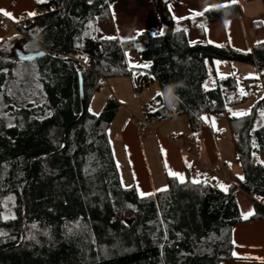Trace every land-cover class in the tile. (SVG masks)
I'll return each mask as SVG.
<instances>
[{
  "label": "trees",
  "instance_id": "trees-1",
  "mask_svg": "<svg viewBox=\"0 0 264 264\" xmlns=\"http://www.w3.org/2000/svg\"><path fill=\"white\" fill-rule=\"evenodd\" d=\"M31 1L37 15L0 43V233H4L0 264L231 260L232 228L264 219L260 204L264 165L258 159L264 154V123L255 127L264 99L250 115L228 118L243 180L237 178L225 192L203 180L191 183L186 170L184 183L167 178L165 191L141 198L132 184L122 183L107 134L119 104L109 98L93 115L88 97L113 78L131 77L137 87L139 80L132 77L125 60L126 50L133 49L161 92L170 83L184 85L176 89L181 99L174 117L160 95L149 119L182 116L195 134L206 124L201 117L208 121L226 113L228 94L235 91L232 78L215 75L212 87L205 90L213 61L253 64L264 92V43L253 45L250 53L205 42L191 44L184 30L174 29L168 0H148L163 25V35L142 31L128 42L97 39L96 18L108 14L119 0ZM243 1H260L264 11V0ZM240 15L239 6L232 4L200 16L206 25ZM260 26L254 23L255 29ZM35 30H42L45 55L19 61L16 52L35 53L26 47ZM197 31L202 35L200 28ZM20 41L25 44L18 50ZM80 63L85 66L82 70ZM237 192L252 199L254 214L247 221L240 216Z\"/></svg>",
  "mask_w": 264,
  "mask_h": 264
},
{
  "label": "crops",
  "instance_id": "crops-1",
  "mask_svg": "<svg viewBox=\"0 0 264 264\" xmlns=\"http://www.w3.org/2000/svg\"><path fill=\"white\" fill-rule=\"evenodd\" d=\"M168 1L169 8L177 5L178 8L183 7L188 10L183 19L177 18L174 22L176 31L192 30L198 26L199 20L201 22L200 25H202L201 16L194 14L203 13L206 8L209 10L217 9L232 4L239 6L241 15L226 20L228 22L227 27L225 25L226 21L206 24L204 25L206 30L199 25V28L202 30V41L212 46H228L234 50L250 53L253 45H255L253 35L264 29V24H261L259 29L254 28L255 22L264 21V11L260 1L244 2L243 0H236L235 3H233V0ZM190 8L195 9V12L190 11ZM0 9L12 13V16L15 18H9L0 12V17L8 23L24 22L35 17H29L27 13H38L35 4L31 0H0ZM111 18V14H104L96 18L95 34L97 39L115 37L118 40L120 33L116 26L113 28ZM187 22L190 23L188 24ZM190 24H192V27H190ZM251 24L253 25L252 29ZM1 29L3 31L0 33L2 37L0 40L3 42L6 38V28L0 26ZM260 35L262 37L264 34ZM209 41L212 43H209ZM116 98L119 110L111 125L115 123L117 118L121 122L120 129H117L118 131L116 132L120 138L118 150L123 158L121 165L122 168L126 169H124V179L121 176L120 178L124 185L132 184L134 186L138 197H141L139 194L141 191L152 193V195L146 196H154L156 193L162 192L159 190L166 189L167 178H175L180 182L178 177L169 174L170 171L182 174L186 180V162L187 164H191L194 169L193 173L189 174L191 178L213 181L216 188L220 190V184L230 186L241 176L237 155H235L232 162L224 154L221 145L218 143L220 140H217L218 142L213 141L204 130L199 134L202 128L195 134L191 133L189 126L188 129L186 127L188 122L185 120V117L181 116L163 120L152 118L149 120L148 125L139 127L136 124L138 116L134 110L135 108H131L123 101H120L118 97ZM122 111L123 114L119 116ZM260 126H262L260 122L258 126L255 124L256 128ZM144 127H147L148 130L143 133L142 129ZM143 134H145L146 138L142 137ZM176 134H180L183 137L179 136L177 138L178 135ZM189 135L193 138L196 136L193 142L187 141V138L190 137ZM217 138L220 137L216 136L215 139ZM161 149L164 150V153H162ZM258 159L260 163L264 161V154L259 155ZM261 164L264 165V163ZM236 201L241 218L244 221L249 220L253 214L248 216L247 219L244 218V215L254 212L252 199L243 192H237ZM231 243L232 259L223 261L220 264H264V219L247 221L233 227L231 230Z\"/></svg>",
  "mask_w": 264,
  "mask_h": 264
},
{
  "label": "rangeland",
  "instance_id": "rangeland-1",
  "mask_svg": "<svg viewBox=\"0 0 264 264\" xmlns=\"http://www.w3.org/2000/svg\"><path fill=\"white\" fill-rule=\"evenodd\" d=\"M189 10L195 12V9L193 8H190ZM170 11L173 22H175L177 18L183 19L185 17V13L187 14L188 12L186 8H178L177 5H173L172 7H170ZM108 14H111L112 16L111 20L113 28H115L116 26L117 30L120 33L118 40L121 42H128L132 39H135L138 33L142 31H148L151 34L157 33V35L155 36H158L159 33L163 32V25L148 0H119L110 6V11ZM187 23L189 24L190 22ZM200 23L201 22L199 20L197 23L198 26L194 27V29L192 30H184L187 33L189 42L191 44L203 42L201 39V33H198L197 31ZM252 26L253 25L251 24V29L253 28ZM190 27H192V24H190ZM2 31L3 29L0 30V33ZM6 32L7 30H5V35ZM257 34L253 35L254 43L258 44V41L264 42V35L260 37V34H264V29L257 32ZM5 37L7 38V36ZM1 38L2 37L0 36V39ZM0 42H2V40H0ZM24 44L25 41H20L17 44L18 50H20ZM125 60L128 66L132 69V77L135 80H139L137 87H133L131 77L113 78L107 80L106 83H104V85L101 87V89L88 97L89 113L98 115L106 100L112 98L117 102L116 97H118L120 101H123L131 108H135L134 110L135 112H137V116L139 115V107L149 106L151 103H156L158 105V97H160L158 93L161 92V90L158 83L154 79H149V76L146 74L144 69H146L147 67H144V65L147 64L141 60L138 53L133 49L126 50ZM132 65H136L137 67H132ZM209 75L210 79L205 84V86H207V89L212 87L213 76L215 75L218 79L221 80L232 78L235 82V91L228 94L229 105L226 109V113L221 116L214 117L215 127H213L211 123L213 119L212 118L206 122L205 126L202 127V129L199 131V134H201V131L204 130L207 134H209L213 141L220 140L219 142H217L221 145L224 154L227 155L233 162L236 153L229 129L228 118H243L250 115L252 109L264 99V92L261 87L260 77L258 75L256 67L253 64L225 59L214 60L212 68H209ZM146 77L149 79L148 83L144 81ZM254 82H256L259 86V90L256 92H252L250 90ZM240 89H243V91L247 93V95H241ZM229 109H231L232 111L230 112ZM232 112H245L247 114L237 117L233 116ZM262 113H264L263 109L259 111L258 119L256 121L257 126L259 125V122L261 124L264 123V115H262ZM121 114H123V111L119 116H121ZM136 124L137 126H139L137 123V118ZM120 126L121 122L117 118L115 123L109 126L107 134L110 144L112 145L113 154L117 166L119 165L118 170L120 172V176L122 177V179H124V172L126 169L122 168L121 165L123 158L119 154L118 150L120 147V138L119 134L116 132L120 129ZM188 126L189 125H186L187 129ZM147 130V127H144L142 129L143 133L147 132ZM176 135L183 137L180 134ZM216 136H219L220 138L215 139ZM142 137L146 138L145 134H143ZM193 179L194 178H192V180Z\"/></svg>",
  "mask_w": 264,
  "mask_h": 264
},
{
  "label": "snow or ice",
  "instance_id": "snow-or-ice-1",
  "mask_svg": "<svg viewBox=\"0 0 264 264\" xmlns=\"http://www.w3.org/2000/svg\"><path fill=\"white\" fill-rule=\"evenodd\" d=\"M36 2L37 3H44L45 2V0H36ZM92 2V0H89V3H91ZM236 2V0H233V3H235ZM209 9H205V11H208ZM0 12H2L3 13V15L4 16H7V17H9V18H12V19H15L13 16H12V13H10V12H7V11H4V10H2V9H0ZM27 15L29 16V17H34V16H36L37 15V13L36 12H29V13H27ZM194 15H203V13H195ZM18 22V21H17ZM256 23V25L257 26H260L261 24H264V21H257V22H255ZM227 24H228V22L226 21L225 22V25H226V27H227ZM201 26V28H205V26L204 25H200ZM90 27H91V25H90ZM205 30H206V28H205ZM35 31H40V30H35ZM155 35H157V33H154L153 34V36H155ZM159 35H163V32H161V33H159ZM105 39H116L115 37H104ZM209 43H212L211 41H209ZM258 43V45L259 44H262V43H264V42H257ZM80 45H78V47H79ZM45 53H38V55H40V56H43ZM23 59H25V60H31V59H33V57H28V56H25V57H23ZM84 59L85 60H87V57H84ZM132 67H137L136 65H132ZM144 67H148V65H144ZM205 90H207V86H205ZM9 93L11 94V89H9ZM240 93H241V95H247V93H245L244 91H243V89H240ZM159 95V94H158ZM90 110V109H89ZM91 111V110H90ZM229 111L231 112L232 110L231 109H229ZM247 113H245V112H232V115L233 116H237V117H240V116H244V115H246ZM262 115H264V113H262ZM202 119H204L206 122H207V117H201ZM211 123H212V125H213V127H215V119L213 118L212 119V121H211ZM12 126H14V125H9V127H12ZM255 146V145H254ZM161 151H162V153H164V150L163 149H161ZM261 163H264V161H261ZM186 166L188 167V168H191L192 167V165L191 164H187V162H186ZM118 167H119V165H118ZM166 167H167V164H166ZM171 176H175V177H178L179 178V180H180V182L181 183H184L185 182V177L182 175V174H180V173H177V172H171L170 171V173H169ZM213 179H215V178H213ZM239 179L240 180H243L244 179V177H239ZM191 183H194V184H199V183H202V181L200 180V179H193L192 181H191ZM203 183H207V181H203ZM137 187H139L138 185H137ZM219 187L221 188V190H223V191H225V192H227L228 191V188L230 187V186H226V185H223V184H220L219 185ZM166 189H161V190H159V191H165ZM140 196L141 197H144V196H146V195H152V193H144L143 191H141L140 193ZM129 207H131V205H129ZM252 214H254V212H249V213H247V214H245L244 215V218L245 219H247L248 218V216H250V215H252ZM13 219L15 218V217H12ZM33 227H35V226H33ZM0 235H4V233H0ZM235 254V253H234Z\"/></svg>",
  "mask_w": 264,
  "mask_h": 264
},
{
  "label": "clouds",
  "instance_id": "clouds-1",
  "mask_svg": "<svg viewBox=\"0 0 264 264\" xmlns=\"http://www.w3.org/2000/svg\"><path fill=\"white\" fill-rule=\"evenodd\" d=\"M42 30L36 31L32 34V39L29 41V43L26 45L27 48L30 49V51L35 53H44L42 49V43H43V36H42ZM154 34V33H153ZM182 82L178 83H170L164 86L162 92H159L158 94L162 96L164 105L170 110L171 115L175 116V110L178 107L180 103V97L176 92L177 88L183 87Z\"/></svg>",
  "mask_w": 264,
  "mask_h": 264
},
{
  "label": "built area",
  "instance_id": "built-area-1",
  "mask_svg": "<svg viewBox=\"0 0 264 264\" xmlns=\"http://www.w3.org/2000/svg\"><path fill=\"white\" fill-rule=\"evenodd\" d=\"M21 23L22 22L8 23L3 18L0 17V25L2 27H5L7 30V32H6L7 38L11 37L13 34H15L17 32L16 28ZM80 66H81V70L85 67L83 65V63H80ZM261 87H262V83H261ZM250 90L252 92L258 91L259 90L258 84L256 82H254L252 84ZM262 90H263V88H262ZM155 107H156V103H151L149 106L139 107V115L137 117V123H138L139 127H143V126L148 125L149 120H150L148 116ZM178 137L179 136H177V138ZM187 141L193 142V137L192 136L188 137ZM185 169L190 173H193V171H194L193 166L191 168H188L187 166H185ZM207 184H209L211 187H216L213 181H207ZM260 204L262 207H264V199L260 200Z\"/></svg>",
  "mask_w": 264,
  "mask_h": 264
},
{
  "label": "water",
  "instance_id": "water-1",
  "mask_svg": "<svg viewBox=\"0 0 264 264\" xmlns=\"http://www.w3.org/2000/svg\"><path fill=\"white\" fill-rule=\"evenodd\" d=\"M16 55H17V59L19 61H22V62H28V61H32L34 59H37L39 57H42V56L38 55L37 53L23 54L20 51L16 52ZM25 56L33 57V59H31V60H25V59H23V57H25ZM79 94H80L81 111H82V114H83L84 111H85V106H84V98H83V82H82V76H81L80 73H79Z\"/></svg>",
  "mask_w": 264,
  "mask_h": 264
}]
</instances>
